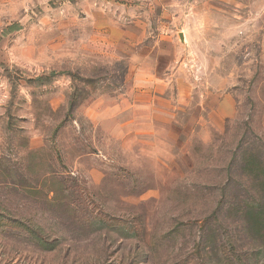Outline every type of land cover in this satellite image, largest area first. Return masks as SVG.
<instances>
[{
    "label": "rangeland",
    "instance_id": "rangeland-1",
    "mask_svg": "<svg viewBox=\"0 0 264 264\" xmlns=\"http://www.w3.org/2000/svg\"><path fill=\"white\" fill-rule=\"evenodd\" d=\"M0 264H264V0H0Z\"/></svg>",
    "mask_w": 264,
    "mask_h": 264
}]
</instances>
